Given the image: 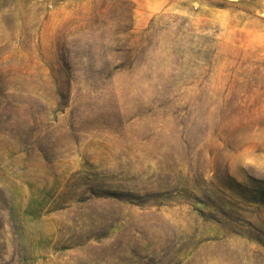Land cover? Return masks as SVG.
<instances>
[{
	"label": "rangeland",
	"instance_id": "rangeland-1",
	"mask_svg": "<svg viewBox=\"0 0 264 264\" xmlns=\"http://www.w3.org/2000/svg\"><path fill=\"white\" fill-rule=\"evenodd\" d=\"M0 264H264V0H0Z\"/></svg>",
	"mask_w": 264,
	"mask_h": 264
}]
</instances>
